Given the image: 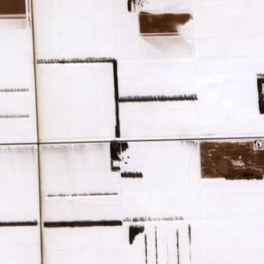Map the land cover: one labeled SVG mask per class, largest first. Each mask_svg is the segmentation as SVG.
Listing matches in <instances>:
<instances>
[{
  "label": "snow or ice",
  "instance_id": "snow-or-ice-1",
  "mask_svg": "<svg viewBox=\"0 0 264 264\" xmlns=\"http://www.w3.org/2000/svg\"><path fill=\"white\" fill-rule=\"evenodd\" d=\"M0 264H264V0H0Z\"/></svg>",
  "mask_w": 264,
  "mask_h": 264
}]
</instances>
